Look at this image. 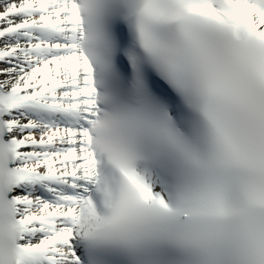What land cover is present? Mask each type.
<instances>
[{
  "label": "snow or ice",
  "instance_id": "1",
  "mask_svg": "<svg viewBox=\"0 0 264 264\" xmlns=\"http://www.w3.org/2000/svg\"><path fill=\"white\" fill-rule=\"evenodd\" d=\"M0 264H264V0H0Z\"/></svg>",
  "mask_w": 264,
  "mask_h": 264
}]
</instances>
